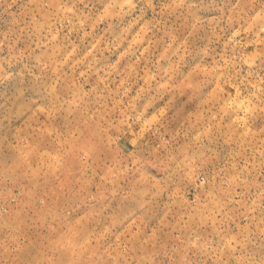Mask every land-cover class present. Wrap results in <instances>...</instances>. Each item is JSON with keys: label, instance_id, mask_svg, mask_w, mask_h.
Returning a JSON list of instances; mask_svg holds the SVG:
<instances>
[{"label": "rangeland", "instance_id": "rangeland-1", "mask_svg": "<svg viewBox=\"0 0 264 264\" xmlns=\"http://www.w3.org/2000/svg\"><path fill=\"white\" fill-rule=\"evenodd\" d=\"M0 264H264V0H0Z\"/></svg>", "mask_w": 264, "mask_h": 264}, {"label": "crops", "instance_id": "crops-1", "mask_svg": "<svg viewBox=\"0 0 264 264\" xmlns=\"http://www.w3.org/2000/svg\"><path fill=\"white\" fill-rule=\"evenodd\" d=\"M113 188V186L110 187H103L101 190H104V193L101 194V199L96 201V205L100 207V222H99V230L100 232V238H103L102 233H107L108 228L113 226L117 228L120 224H123V222L119 221V217L121 216V213L117 209L121 208L122 199L119 198V194L115 195V198L113 201H109L108 195L112 194L111 191L117 189ZM18 192H20V195H18L17 199L14 198V200H17L15 202H11V204L8 205L9 207V216L5 218V220L8 222V224L14 225L13 227H8L5 230L14 231L16 229V222H19L20 228L24 231L26 234V239L35 240L36 242H42L47 243L44 247L46 250H49L53 246V244L56 243V241L59 239L58 235V223H56V216H57V209L58 204L55 203L53 199L54 192H49L50 195L48 196L46 193V203L41 206L40 201L37 203V197L41 195L43 192L40 189H35L30 191L23 192L22 190L18 189ZM28 192L31 193V196L27 194ZM13 195V194H12ZM109 195V196H110ZM23 196H26V199L23 198ZM29 196V198H28ZM11 197V196H10ZM128 201L127 204L130 203V197L126 198ZM86 202V200H85ZM18 204V205H17ZM126 205V204H125ZM19 207L18 210L15 209V207ZM114 207V212H110V208ZM131 206H128L130 208ZM104 209V210H103ZM18 213V214H17ZM16 214V215H15ZM14 216H18L19 221H15ZM109 216V217H108ZM110 221V222H109ZM23 222V223H21ZM108 223L110 224L108 226ZM48 225V226H46ZM104 231V232H102ZM102 232V233H101ZM76 238V237H75ZM78 239H86L88 238V230L84 226V230L82 232V235L77 237ZM35 242V243H36ZM33 244L32 246L37 248L34 250H38L36 244ZM44 249V248H43ZM51 251V250H50Z\"/></svg>", "mask_w": 264, "mask_h": 264}]
</instances>
